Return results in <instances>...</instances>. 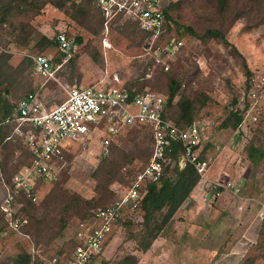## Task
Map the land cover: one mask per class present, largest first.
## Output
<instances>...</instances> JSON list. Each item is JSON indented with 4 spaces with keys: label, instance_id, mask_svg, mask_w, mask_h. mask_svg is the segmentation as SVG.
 I'll use <instances>...</instances> for the list:
<instances>
[{
    "label": "rangeland",
    "instance_id": "rangeland-1",
    "mask_svg": "<svg viewBox=\"0 0 264 264\" xmlns=\"http://www.w3.org/2000/svg\"><path fill=\"white\" fill-rule=\"evenodd\" d=\"M48 1L29 0L0 22L1 96L13 104L35 89L51 106L63 99L65 85H123L166 97L169 79L177 80L165 115L173 120L178 99L192 100L191 121L200 128L205 172L190 191L193 197L175 210L152 247L165 248L167 237L175 252L185 247L198 252L178 255L182 262L177 264H264V157L252 163L247 156L249 145L264 151V0H165L176 2L169 9L172 20L191 27L194 35L172 28L169 35L181 45L167 70L154 67L148 77L146 60L139 56L143 38L134 23L115 16L104 25L90 2L68 0L57 8L50 2L60 0ZM208 29L221 32L227 43L203 37ZM59 31L72 41L68 55H61L55 43ZM41 37L54 44H38ZM33 52L57 65L54 79L35 75L25 65V54ZM242 59L250 74L247 82ZM234 108L240 112L239 125L222 127ZM9 131L5 126L2 135ZM149 152L150 135L142 127L121 129L105 149L94 136L87 148L72 150L59 178L39 184L35 202L17 198V211L26 218L19 231L0 216V258H5L0 263L11 264L16 254L29 255V264H51L55 256L62 261L88 214L120 198ZM0 156L6 178L28 160L20 138L2 143ZM228 181L231 188L223 187ZM212 182L222 190L216 193ZM141 216L139 209L124 212L88 264H117L128 255L142 259L141 264L160 263V250L146 260L137 246L144 230ZM168 257L171 261L163 256L161 264H174V256Z\"/></svg>",
    "mask_w": 264,
    "mask_h": 264
},
{
    "label": "built area",
    "instance_id": "built-area-1",
    "mask_svg": "<svg viewBox=\"0 0 264 264\" xmlns=\"http://www.w3.org/2000/svg\"><path fill=\"white\" fill-rule=\"evenodd\" d=\"M105 25L115 16L135 24L142 35L141 54L146 60L145 77L157 67L167 70L181 41L170 36L171 23L164 17L165 0H92ZM58 50L69 54L72 41L63 31L54 35ZM32 72L54 79L57 65L42 53H26ZM127 89L123 85H65L63 99L48 106L36 90L20 96L11 111L0 121L12 126L4 138H20L28 160L19 165L6 180L0 168V216L13 231L26 222L16 208L17 198L35 202L41 183L55 181L66 166L67 154L85 149L96 136L106 148L113 136L124 128H144L150 135V154L143 168L130 181L120 198L93 210L88 220L76 231L74 244L67 256L53 257L51 264H88L101 252L113 225L124 212L139 209V202L148 183H157L162 176L172 177L171 169L191 164L199 178L204 175L205 161L199 160L200 128L195 121L176 125L164 117L162 94ZM174 145L176 158H172ZM1 159V156H0ZM216 193L222 190L217 182ZM223 187L231 188L230 182ZM236 191V190H235Z\"/></svg>",
    "mask_w": 264,
    "mask_h": 264
},
{
    "label": "trees",
    "instance_id": "trees-1",
    "mask_svg": "<svg viewBox=\"0 0 264 264\" xmlns=\"http://www.w3.org/2000/svg\"><path fill=\"white\" fill-rule=\"evenodd\" d=\"M67 1L68 0H60L57 3L54 2H50V3H52L57 8H61ZM81 1L92 3V0H81ZM218 2L222 3L223 1L219 0ZM28 3L29 0H0V22L6 20V17L11 13V9L13 8L19 9L20 7H22L23 5H27ZM174 3L176 2L166 3V5L163 8L164 17L171 23L172 28H175L180 33L187 32L190 35H194V32L191 27L180 26L172 20L169 14V9L174 5ZM180 27H182L183 30H181ZM203 37H218L224 43H227L222 33L219 32L218 30L208 29L204 32ZM41 39L42 40L38 42V44L40 45L54 44V42H50L45 37H41ZM74 41L76 43H79L80 38L75 37ZM61 55L64 54L62 53ZM24 57L26 61L25 65L32 70L31 60L26 56ZM90 57L92 60L94 59L93 56ZM59 60L60 57L55 58L53 61H59ZM242 67L244 69V74L246 78L245 81L247 82L250 74L243 59H242ZM178 86L179 83L177 80L173 78L169 79V83L167 86V96L164 107V117H166L165 115L166 106L169 105V103L171 102L172 98L175 95V92L177 91ZM127 89L133 90L132 92L137 91L131 88H127ZM202 104L203 101L200 102V106ZM231 104L234 105L235 101L232 100ZM12 106L13 105L9 104L7 100L4 99L3 96H1L0 94V121L11 111ZM177 108H178V113L176 115V118H174L173 120L169 118L168 119L171 120L176 125L189 124L191 122V112L193 110L192 100H188L186 98H179L177 101ZM179 121H183L184 124L179 123ZM240 121H241L240 112L237 108H234L233 110H230L228 112L226 118L224 119L221 125L222 127H230L235 129L239 125ZM5 126H8L10 130L12 128V126L8 123H0V145L4 142H10L14 140V138H9L7 140H4V138L9 134L8 133L4 136L2 135V129L5 128ZM131 128H137V127H131ZM177 151L178 149L174 145L172 158H176ZM247 156L252 163H256L260 158L264 157V151L259 147L249 145L247 150ZM198 159L202 160L204 158L199 156L198 154ZM0 168L4 178L7 180L10 174L6 178L4 166L2 164L1 159H0ZM171 173H172V177L162 176L157 183L146 184L145 192L139 202L138 208L142 212L141 217H142V225L144 227V230L141 239L137 242V246L142 251L146 250L149 247L152 240L157 236L159 230L169 221L175 210L181 205V203L186 199V197H188L193 186L196 184V182L199 179V175L197 174L196 170L191 164H186L181 169H177L174 166L171 169ZM156 213H160L159 219L155 218ZM90 216L91 213L88 214L87 217ZM262 228L264 229V224ZM14 262L15 264H29V255L18 254L14 257ZM135 263H136L135 257L133 255H128L123 260L119 261L117 264H135Z\"/></svg>",
    "mask_w": 264,
    "mask_h": 264
},
{
    "label": "crops",
    "instance_id": "crops-1",
    "mask_svg": "<svg viewBox=\"0 0 264 264\" xmlns=\"http://www.w3.org/2000/svg\"><path fill=\"white\" fill-rule=\"evenodd\" d=\"M35 90V89H34ZM33 91V90H32ZM37 91V90H36ZM38 92V91H37ZM192 191V190H191ZM193 192V191H192ZM192 192H190V194H189V197H193V194H192ZM0 194H1V190H0ZM161 237V236H160ZM159 240V238L158 237H155L153 240H152V242L150 243V246H149V248L148 249H146L145 251H144V253L142 254V257H144L143 259H154V257H153V255H154V253H155V251H156V249L157 250H160V253H158L159 254V256H160V258L163 260V256H167V259H169L170 261H171V259L168 257V254L170 253L171 255H172V257L174 256V258H173V261H174V264H177V262L178 261H180V262H182V260L181 259H179L177 256L178 255H180V254H183V253H185L186 251H189V253H191V254H193V253H198L197 251H193L194 249L193 248H188V247H185V248H183L182 250H181V252H175V251H177L178 250V248H176V249H172L171 247H169V246H167V237H165L163 240H164V243H165V248H163L162 246H160L159 247V249H158V247H155V248H153L152 246L157 242ZM202 253H204V251L202 250ZM16 255H18V254H16ZM16 255H13L12 256V258H11V264H15V262H14V257L16 256ZM149 256H152V257H149ZM159 258V260H160V263H158V264H161V259ZM1 259V258H0ZM5 258L2 256V259L1 260H4ZM145 260V261H146ZM141 261H142V259H138L137 261H136V263L135 264H141ZM179 263V262H178ZM1 264V263H0ZM145 264H148V263H145Z\"/></svg>",
    "mask_w": 264,
    "mask_h": 264
}]
</instances>
